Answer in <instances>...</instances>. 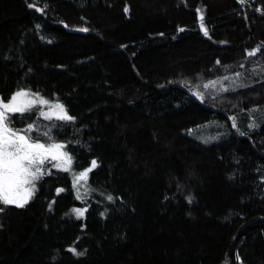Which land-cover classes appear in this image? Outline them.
Segmentation results:
<instances>
[{
  "label": "trees",
  "instance_id": "16d2710c",
  "mask_svg": "<svg viewBox=\"0 0 264 264\" xmlns=\"http://www.w3.org/2000/svg\"><path fill=\"white\" fill-rule=\"evenodd\" d=\"M19 90L75 118L48 135L100 193L46 170L0 204V264H264V0H0V97Z\"/></svg>",
  "mask_w": 264,
  "mask_h": 264
},
{
  "label": "snow or ice",
  "instance_id": "6c2138e0",
  "mask_svg": "<svg viewBox=\"0 0 264 264\" xmlns=\"http://www.w3.org/2000/svg\"><path fill=\"white\" fill-rule=\"evenodd\" d=\"M128 11L127 8L124 10ZM203 17L201 16V20ZM203 26V25H202ZM88 31V29H81ZM182 30V29H181ZM252 53H250L251 55ZM227 79V78H226ZM207 87V85L205 86ZM28 93L23 91L18 92L12 97L11 103L0 105V204H14L17 207H24L28 201L35 194L34 180L39 179L41 173V166L44 164L45 159L48 158L47 154L52 153L53 149H61V144H45L39 143V137L32 141L26 134H20L22 130H12L8 127V112H25L28 110V104L16 103L17 97L27 96ZM47 103V101H39ZM31 102H29L30 104ZM62 113L58 118L61 120H74L75 118L68 115L63 105H55ZM42 115H47L42 113ZM32 129L29 125L28 130ZM47 135V133H45ZM66 157V154H63ZM61 157L53 154L52 159H60ZM71 157H67V162L70 163ZM54 167H61L60 164L53 165ZM97 167V161H91V168ZM91 168L87 171H91ZM63 170L67 171L68 168L64 167ZM86 172H82L77 177V180L84 177ZM63 191L58 189L57 192ZM77 198H80L79 195ZM112 199L111 196L108 197ZM191 203V197L188 198ZM3 209H0L2 211ZM77 217L83 215L81 209H74ZM75 255H83L77 252L75 248L70 249Z\"/></svg>",
  "mask_w": 264,
  "mask_h": 264
},
{
  "label": "rangeland",
  "instance_id": "374dc122",
  "mask_svg": "<svg viewBox=\"0 0 264 264\" xmlns=\"http://www.w3.org/2000/svg\"><path fill=\"white\" fill-rule=\"evenodd\" d=\"M224 80H217L213 81L212 85L215 86L218 90L222 89V87H225V84L223 83ZM25 92L28 93L27 96L24 97H17L16 103H23L28 104V110L25 112H8V127H10L12 130H22L20 134H26L28 137L31 138L32 141H35L37 137H39V143L45 144L47 147L49 144H61L63 145V148L61 149H53L52 153L47 154L48 158L45 159L44 164L41 166V173H44L48 169H55L58 171H65L63 170L64 167H67L68 170L66 172H72L74 184H75V191L77 193V196L81 198L83 195H92V194H99L100 192H96L97 189L89 185V177L91 171H87L91 168V164L87 165L81 169L77 168L76 162L74 160V157L72 153L67 149L65 144L61 141H58L56 139H53V137L48 135V129H47V122L50 119L58 118L62 113L55 107V105L60 104L63 105V103L59 102L58 100H52L49 98H43L41 96L35 95L34 93L28 92V90H19L12 94L8 99H0V105L11 103L12 97L15 96L18 92ZM47 101V103H41L39 101ZM29 102H31L29 104ZM65 111L66 108L63 105ZM67 112V111H66ZM42 113H45L47 115H42ZM22 115V116H21ZM28 116L29 123L24 125H19L23 122V117ZM20 122V123H19ZM29 125H32V129L29 131L28 127ZM239 125V124H237ZM19 126V127H17ZM226 124L224 122L212 120L210 123H206L200 127H198L194 135L205 142H212L220 139L223 134L226 133ZM47 133V135H45ZM58 155L61 158L60 159H52V155ZM66 154V157L63 155ZM67 157H71L70 163L67 162ZM60 164L61 167H54L53 165ZM92 170V168H91ZM86 172V175L84 177H81L77 180V177L80 173ZM41 176V174H40ZM39 182V179H36L33 181L35 184V188ZM108 198L106 197V200ZM84 209L87 208V206H83ZM83 209V210H84ZM242 264V263H241Z\"/></svg>",
  "mask_w": 264,
  "mask_h": 264
},
{
  "label": "water",
  "instance_id": "95a60500",
  "mask_svg": "<svg viewBox=\"0 0 264 264\" xmlns=\"http://www.w3.org/2000/svg\"><path fill=\"white\" fill-rule=\"evenodd\" d=\"M33 9H36L37 11L41 12L42 9L41 7L39 6H36V5H32L31 6ZM65 28L68 32H72V33H80V34H84L86 33L87 31H82L81 29H85V28H81V27H72V26H68L65 24ZM184 90H186L192 97H194L195 99L197 100H201V96H199L197 93H195L194 91H192L191 89H189L187 86L185 85H182L181 86Z\"/></svg>",
  "mask_w": 264,
  "mask_h": 264
},
{
  "label": "flooded vegetation",
  "instance_id": "af4514ba",
  "mask_svg": "<svg viewBox=\"0 0 264 264\" xmlns=\"http://www.w3.org/2000/svg\"><path fill=\"white\" fill-rule=\"evenodd\" d=\"M0 99H2V98L0 97Z\"/></svg>",
  "mask_w": 264,
  "mask_h": 264
}]
</instances>
